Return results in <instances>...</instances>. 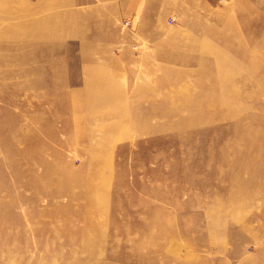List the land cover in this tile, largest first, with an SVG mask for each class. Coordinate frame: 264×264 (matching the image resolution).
Listing matches in <instances>:
<instances>
[{
  "label": "rangeland",
  "instance_id": "374dc122",
  "mask_svg": "<svg viewBox=\"0 0 264 264\" xmlns=\"http://www.w3.org/2000/svg\"><path fill=\"white\" fill-rule=\"evenodd\" d=\"M5 8L0 264H264V0Z\"/></svg>",
  "mask_w": 264,
  "mask_h": 264
},
{
  "label": "bare ground",
  "instance_id": "6f19581e",
  "mask_svg": "<svg viewBox=\"0 0 264 264\" xmlns=\"http://www.w3.org/2000/svg\"><path fill=\"white\" fill-rule=\"evenodd\" d=\"M8 8V7H7ZM7 8H5L4 10H3V13H4V15H1L0 16V18H6V19H10L9 18V16L10 15H12L13 13H11L12 11H14L13 9H11L12 11H9V9H7ZM7 9V10H6ZM16 19H18V17H16ZM0 21H1V19H0ZM23 25V24H22ZM32 25H34V23L32 22ZM14 29L13 30H10V32H8V31H3V33H0V37L3 39V38H7L8 37V35L9 34H11L12 32H14V31H18L19 29H20V26H16V25H14ZM22 27V26H21ZM18 47H20V44H19V46ZM4 49V48H3ZM2 49V50H3ZM5 50V49H4ZM1 53H4V52H1ZM32 54V53H31ZM31 54H30V56H31ZM29 56V57H30ZM33 56H35V55H33ZM17 57V59H18V61H19V64H20V67H19V69L21 68V72H22V75H21V77L22 78H24L25 79V77L27 76H25V72H26V67H25V61L23 60V57H25V58H27L26 57V55L25 56H20V57H18V56H16ZM10 60H11V57H10V59H9V62H10ZM8 62V63H9ZM26 68V69H25ZM33 70V69H32ZM18 71V69H10V73H11V75H13V74H16V72ZM20 71H18L19 73H20ZM17 72V73H18ZM29 73L31 74L32 73V71H28V75H29ZM34 73H36V72H34ZM27 81V80H26ZM10 89H16V87H13V85H12V87H9V90L8 91H10ZM14 92V91H13ZM12 92V93H13ZM18 92H16V94H17ZM13 94H15V93H13ZM11 98V97H10ZM10 100V99H9ZM10 105H14V103H11L10 104V102H9V104H8V106H10ZM16 105V104H15ZM24 107V102L23 101H21L20 102V104H19V107ZM38 106V105H37ZM6 117H8V118H10V117H13L14 119H16L14 116H13V114L12 115H10V116H8L7 114H6ZM16 117H19V115H16ZM2 117H0V119H1ZM60 192L58 191V192H56V194H59Z\"/></svg>",
  "mask_w": 264,
  "mask_h": 264
},
{
  "label": "built area",
  "instance_id": "2783aa9c",
  "mask_svg": "<svg viewBox=\"0 0 264 264\" xmlns=\"http://www.w3.org/2000/svg\"><path fill=\"white\" fill-rule=\"evenodd\" d=\"M121 24H122V26H123L124 28H127V27H130V26H131V23H130V20H129V19L123 20V21L121 22Z\"/></svg>",
  "mask_w": 264,
  "mask_h": 264
}]
</instances>
